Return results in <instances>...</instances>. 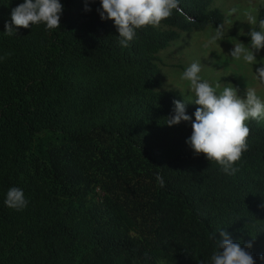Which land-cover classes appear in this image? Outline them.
Instances as JSON below:
<instances>
[{
    "label": "trees",
    "instance_id": "obj_1",
    "mask_svg": "<svg viewBox=\"0 0 264 264\" xmlns=\"http://www.w3.org/2000/svg\"><path fill=\"white\" fill-rule=\"evenodd\" d=\"M23 2L0 0V264H211L221 228L252 241L262 264L264 120L247 121L248 149L229 175L186 143L190 121L166 124L184 99L158 90V52L178 31L220 27L215 0H180L186 15L138 29L126 48L100 0L90 11L60 0V28L8 36ZM262 19L264 4L255 30ZM196 108L186 107L193 120ZM11 187L24 210L5 205Z\"/></svg>",
    "mask_w": 264,
    "mask_h": 264
},
{
    "label": "clouds",
    "instance_id": "obj_2",
    "mask_svg": "<svg viewBox=\"0 0 264 264\" xmlns=\"http://www.w3.org/2000/svg\"><path fill=\"white\" fill-rule=\"evenodd\" d=\"M101 8L97 9L101 20H112L119 35V45L129 46L138 29L151 26L158 28L161 23L170 19L174 12L186 15L180 8V0H100ZM63 4L60 0H24L11 11V22L5 24V34L13 36L19 28H32L34 25H45L46 30L60 28ZM86 11H90L87 8ZM233 12L236 10L233 9ZM249 24L257 23L256 17L248 13ZM191 19V18H189ZM259 29L252 28L247 33L250 42L234 44L230 56L237 61L242 60L249 65L260 66L255 70L257 78L264 82V63H258L257 54L264 49V19L259 21ZM223 40V31L217 27L209 43ZM207 46V45H206ZM201 64L192 62L182 72L180 79L188 82L189 89L195 99L188 103L198 105L194 112L195 119L186 114L185 100H174L173 115L166 118L168 126L178 125L182 121L191 122V136L186 143L195 155L203 154L205 158L221 166L226 174L234 175L239 169L235 167L248 149L247 138L250 128L246 121L264 120V99L257 95L255 89H248L243 96L240 90L231 83L222 90L200 75ZM159 186H164L163 177L156 176ZM4 203L7 207L22 211L29 201L21 188L11 187L6 193ZM219 239L213 233L209 238L215 241V250L211 256V264H256L250 251L253 242L243 247L234 242L230 234L219 229ZM255 238H253L254 240ZM264 264V254L259 256Z\"/></svg>",
    "mask_w": 264,
    "mask_h": 264
},
{
    "label": "rangeland",
    "instance_id": "obj_3",
    "mask_svg": "<svg viewBox=\"0 0 264 264\" xmlns=\"http://www.w3.org/2000/svg\"><path fill=\"white\" fill-rule=\"evenodd\" d=\"M263 4L264 0H215L212 7L218 8L225 17L224 23L220 26L223 40L209 43L217 29L178 31L179 37L157 54L156 63L161 80L158 90L189 102L193 101L195 97L189 89L188 82L181 80L180 77L187 66L199 61L201 77L213 86L218 83L222 90L231 83L240 90L241 96L248 89H255L257 95L264 99V82L257 78L255 71L260 65H249L230 56L234 44L250 42L240 38L256 25L249 24L246 14L250 13L258 20L259 7ZM233 9L236 11L233 12ZM257 60L258 63H264V49L257 54ZM160 264L171 263L161 261Z\"/></svg>",
    "mask_w": 264,
    "mask_h": 264
}]
</instances>
